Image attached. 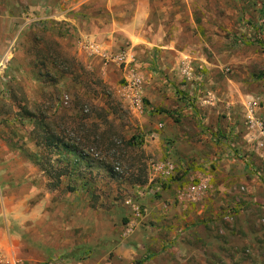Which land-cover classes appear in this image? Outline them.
<instances>
[{
    "label": "rangeland",
    "instance_id": "374dc122",
    "mask_svg": "<svg viewBox=\"0 0 264 264\" xmlns=\"http://www.w3.org/2000/svg\"><path fill=\"white\" fill-rule=\"evenodd\" d=\"M112 1L0 0V264H264V0Z\"/></svg>",
    "mask_w": 264,
    "mask_h": 264
},
{
    "label": "built area",
    "instance_id": "2783aa9c",
    "mask_svg": "<svg viewBox=\"0 0 264 264\" xmlns=\"http://www.w3.org/2000/svg\"><path fill=\"white\" fill-rule=\"evenodd\" d=\"M86 48L89 50L90 53L92 54H97L102 58L104 61H113L117 63H123L126 61V54L123 53H113L111 51H107L106 49H102L98 47L96 43H93V41L88 40L85 44ZM132 57V56H130ZM132 60V58H131ZM141 83V78L137 74H131L127 79H126V87L128 91H131L133 93L134 91H138V88L140 87ZM135 95V94H132ZM260 130L263 134L264 137V124H260ZM162 167L164 168V174H170L171 171L174 168V165L170 160H167Z\"/></svg>",
    "mask_w": 264,
    "mask_h": 264
},
{
    "label": "crops",
    "instance_id": "0c3cea01",
    "mask_svg": "<svg viewBox=\"0 0 264 264\" xmlns=\"http://www.w3.org/2000/svg\"><path fill=\"white\" fill-rule=\"evenodd\" d=\"M115 1H118V0H115ZM111 6L113 7V9H111V11L112 10H114V8H116V7H118V9L121 11V12H123V13H125V12H127L126 10H124L125 8H122V6H120L119 4H115V2H114V0L112 1V4H111ZM140 8H141V6H140ZM142 9V8H141ZM119 11V12H120ZM132 34V35H131ZM133 34H135V33H132V32H128L127 33V36L129 37V40L131 41V39H132V41H134V42H138L139 40V37L141 38V41H140V43H138V45L139 44H145V43H147V41H146V39H143L140 35H139V37L138 36H136V35H133ZM145 34H147V33H145ZM130 35H131V38H130ZM137 39V40H136ZM131 41V42H132ZM133 43V42H132ZM134 44V43H133ZM135 45V44H134ZM89 58H92V59H94V57H89Z\"/></svg>",
    "mask_w": 264,
    "mask_h": 264
},
{
    "label": "trees",
    "instance_id": "16d2710c",
    "mask_svg": "<svg viewBox=\"0 0 264 264\" xmlns=\"http://www.w3.org/2000/svg\"><path fill=\"white\" fill-rule=\"evenodd\" d=\"M257 41H259V40H257Z\"/></svg>",
    "mask_w": 264,
    "mask_h": 264
},
{
    "label": "bare ground",
    "instance_id": "6f19581e",
    "mask_svg": "<svg viewBox=\"0 0 264 264\" xmlns=\"http://www.w3.org/2000/svg\"><path fill=\"white\" fill-rule=\"evenodd\" d=\"M137 40V39H136Z\"/></svg>",
    "mask_w": 264,
    "mask_h": 264
}]
</instances>
